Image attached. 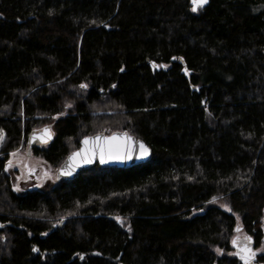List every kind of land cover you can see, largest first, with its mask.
Instances as JSON below:
<instances>
[{
  "label": "trees",
  "instance_id": "16d2710c",
  "mask_svg": "<svg viewBox=\"0 0 264 264\" xmlns=\"http://www.w3.org/2000/svg\"><path fill=\"white\" fill-rule=\"evenodd\" d=\"M191 9L0 0V264H241L238 233L264 264V0ZM42 127L54 169L96 133L151 158L17 193L8 155Z\"/></svg>",
  "mask_w": 264,
  "mask_h": 264
},
{
  "label": "water",
  "instance_id": "95a60500",
  "mask_svg": "<svg viewBox=\"0 0 264 264\" xmlns=\"http://www.w3.org/2000/svg\"><path fill=\"white\" fill-rule=\"evenodd\" d=\"M190 3L192 5V7L194 6L192 3V0H190ZM198 9H200L198 7ZM45 129H48L51 133V137L48 138L46 141L44 139L45 137ZM113 134H115L118 138V142L121 143L123 145V148L121 150V159H107L106 158V162L105 163H101L100 162V158H99V152L97 151L95 156H93L92 158V162L91 163H85L83 162V160L81 159V157H76L75 158V164H73V154L76 152H83V150L85 149H91L93 146V143L96 142L95 138L97 136L101 137V140L99 141L100 143L104 142L103 138H107V137H111ZM124 134H127L126 136ZM54 133L53 131L49 128V127H42V128H38V129H34L31 130L28 133L27 136V152L26 155L30 156L31 155V151L32 148L34 147H38L41 145H46L48 143H50L53 139ZM85 139H89L90 143L89 144H85L84 141ZM143 144L147 149H148V155L142 157L141 156V149H140V145ZM151 158V149L149 148V146L142 141L141 139H136L134 136L129 135L126 132H121V131H115L111 134H104V133H96L90 136H85L83 137L80 142H79V146L76 150L70 152L65 159L63 160V162L60 164V166L57 169L56 172V178L60 179H75L77 177V175L80 173V171L85 170L91 166H93L94 164H97L100 168H116V169H128L131 168L133 166L145 163L147 161H149ZM65 173H68L67 175H65ZM61 226V225H60ZM245 244H250V247L253 251V247L252 244L248 241H244L240 244L234 245L235 247V251L236 253L239 252V248L241 246H244ZM238 257V256H237ZM239 259V257H238ZM241 264H244V262L242 260H240ZM252 264H258L255 259L252 261Z\"/></svg>",
  "mask_w": 264,
  "mask_h": 264
},
{
  "label": "rangeland",
  "instance_id": "374dc122",
  "mask_svg": "<svg viewBox=\"0 0 264 264\" xmlns=\"http://www.w3.org/2000/svg\"><path fill=\"white\" fill-rule=\"evenodd\" d=\"M0 137H2V133H0ZM1 141L2 139H0V145ZM26 152L27 142L22 139L19 145L9 153L8 163L4 169L10 179L12 189L21 194L29 190H37L56 181L57 169L51 167L40 157L34 156L32 152L30 156H27ZM214 205L225 212H231L230 206L224 200H216ZM236 239L238 244L246 241L242 233H238Z\"/></svg>",
  "mask_w": 264,
  "mask_h": 264
},
{
  "label": "snow or ice",
  "instance_id": "6c2138e0",
  "mask_svg": "<svg viewBox=\"0 0 264 264\" xmlns=\"http://www.w3.org/2000/svg\"><path fill=\"white\" fill-rule=\"evenodd\" d=\"M208 2V0H192L193 3V7L191 9L192 12H197L198 7L202 8L204 4H206ZM81 88H86V85H81ZM68 107H71V105H67ZM45 141L51 137V133L48 129H45ZM125 136L127 134H124ZM0 139H2V137H0ZM104 142L100 143L99 141L101 140L100 136H97L95 138L96 142L93 143V146L91 149H85L83 150V152H76L73 154V164H75V158L76 157H81V159L83 160V162L85 163H91L92 162V158L93 156H95L96 152H99V158H100V162L101 163H105L106 162V158L107 159H121V150L123 148V145L121 143L118 142V138L115 134H113L111 137H107V138H103ZM84 143L87 145L90 143L89 139H85ZM140 149H141V156H147L148 155V149L141 144L140 145ZM68 173H65V175H67ZM239 231V229H237ZM247 241H251V237H246ZM232 243L234 245H238V241L236 239H233ZM33 251H38V249L33 248ZM218 252L220 250H217ZM233 255H237L239 257L240 260H242L244 262V264H252V261L255 259L256 253L254 251H252L250 244H245L244 246H241L239 248V252L234 253Z\"/></svg>",
  "mask_w": 264,
  "mask_h": 264
}]
</instances>
